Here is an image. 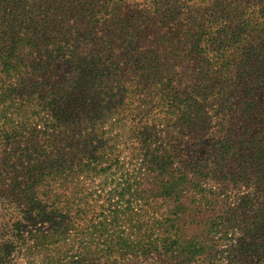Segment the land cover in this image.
Listing matches in <instances>:
<instances>
[{
    "label": "trees",
    "instance_id": "1",
    "mask_svg": "<svg viewBox=\"0 0 264 264\" xmlns=\"http://www.w3.org/2000/svg\"><path fill=\"white\" fill-rule=\"evenodd\" d=\"M205 1L0 0V264L24 249L62 257L77 230L64 226L76 202L65 187L112 168L114 144L97 131L140 83L158 103L139 109L132 134L166 192L179 175L175 219L190 184L211 179L222 199L196 205L201 218L215 211L204 240L181 245L177 230L149 240L148 264H264V0H216L214 15L194 14ZM152 16L168 35L177 29L144 53ZM169 46L173 64L199 70L191 86ZM137 250L67 264H123Z\"/></svg>",
    "mask_w": 264,
    "mask_h": 264
},
{
    "label": "rangeland",
    "instance_id": "2",
    "mask_svg": "<svg viewBox=\"0 0 264 264\" xmlns=\"http://www.w3.org/2000/svg\"><path fill=\"white\" fill-rule=\"evenodd\" d=\"M144 1L146 6L147 0ZM215 1L206 0L202 7L196 9L200 13L194 14L214 15L212 5ZM147 23L142 45L144 53L159 51L161 49L159 47L166 42L163 38L165 36L171 38L172 33L177 29L171 28L168 35L163 30V23L153 16L147 20ZM164 50L173 58L171 64L176 66L177 79L186 86H191L199 70L193 68L192 63L187 60L180 61L184 63L173 64L174 56L178 57L180 54L173 51L170 46L163 48ZM140 85L134 88L135 95H126L127 100L122 104L124 109L119 110L120 115H114L112 120L106 122L104 127L97 131L100 137L107 136L114 144L116 158L113 159L112 168L106 171L99 169L94 175L83 174L85 176L78 181V185L67 184L65 187L67 199L76 202L72 207L73 211L64 220V226L68 225V222H75L77 230L68 231L64 236L68 246L61 251L62 257L54 260L44 252L37 253L24 249L16 251L10 264H56V260L60 264H67L71 258L96 260L107 255L117 257L129 249L136 252L140 249L144 255L141 258H132L123 264H148L149 240L156 238L164 240L172 236L176 230L178 234H182L181 245H185L186 239L190 244L205 239L202 235L210 230V224L208 226L205 223L215 212L208 205L222 200L216 201L217 197L212 195L218 193L220 187L211 179L201 190L195 187V183L190 184L188 191L182 193L180 199L186 207H183V213L181 211L179 217L175 219V207L171 205H175L178 201L177 189L182 187L179 175L174 174L170 178V173L167 176L165 181L175 190L166 192L165 186L161 184L164 177L162 171L156 169L154 161L143 156L139 151L141 142L132 134L133 120L139 117V109H148V106L151 108L158 103L156 100L150 104L149 94L154 93L152 87L149 86L150 90H147L149 88L145 89L144 84L140 83ZM135 96L141 98L144 105L137 104L138 100ZM161 110L163 108L158 106L155 112ZM241 192L247 191L242 188L238 193ZM203 197L208 201L207 218L205 216L201 218L195 213L196 205ZM221 207L225 208V204L221 203ZM164 261L165 264H176L172 259Z\"/></svg>",
    "mask_w": 264,
    "mask_h": 264
}]
</instances>
